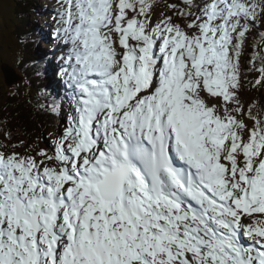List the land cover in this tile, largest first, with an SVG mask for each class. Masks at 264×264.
Instances as JSON below:
<instances>
[{
	"label": "snow or ice",
	"instance_id": "6c2138e0",
	"mask_svg": "<svg viewBox=\"0 0 264 264\" xmlns=\"http://www.w3.org/2000/svg\"><path fill=\"white\" fill-rule=\"evenodd\" d=\"M60 2L74 114L51 153L0 151V264H264V221L243 223L264 214V112L239 97L264 4L182 0L153 27L156 0Z\"/></svg>",
	"mask_w": 264,
	"mask_h": 264
},
{
	"label": "rangeland",
	"instance_id": "374dc122",
	"mask_svg": "<svg viewBox=\"0 0 264 264\" xmlns=\"http://www.w3.org/2000/svg\"><path fill=\"white\" fill-rule=\"evenodd\" d=\"M200 1H202V3ZM200 1L197 0V3L194 4V8L192 7L191 9L193 17L198 15L201 8L207 3V0ZM257 2L264 4V0H257ZM15 4L16 2H14V0H0V151H6L8 153L15 151L22 154L34 155L36 151L44 149L51 153L54 151L55 142L68 125L70 116L74 114V108L71 102L72 90L68 86L67 75L63 72V69L65 68H68V70L70 69L69 65L66 63V58L69 54L71 45L62 42L63 37L57 32L58 29L63 27V24L60 22V12L62 10L61 2L60 0H33L32 6L35 9L34 12L40 16H37L36 20L38 27L34 25L32 15L29 16L33 27L43 30V34L41 35L37 46L34 48L35 53L38 54L41 49L46 53H53L54 55L52 56L55 57L49 59L48 67L51 68L56 63L57 70H61L60 72L58 71L59 73L56 71L52 73V77L55 80L59 91L56 95L52 94V91L55 89L54 85H52L50 89L47 86V89L44 92H40L37 89L38 84L36 82L31 85H25L21 79H18V81L10 87L6 86L4 83L1 67L13 64V61L18 60V50H20V47L22 46L21 44H24L23 42L26 38L17 39V35L21 36L23 34L21 24L26 25L28 28H32L22 21L18 24L19 17L16 16V13L19 12L21 15L25 10H23L20 5L15 6ZM168 4L179 5L176 0H156L153 15L151 17L153 27L165 16L173 15L172 11L167 7ZM180 7L183 8L182 6ZM197 9L199 10L196 11ZM193 17H189V19H192ZM173 20L181 23L182 27L186 26L188 22L187 20H183L176 16H173ZM255 25L257 30L264 32V14H261L255 21L250 23L249 31L246 33L245 42L249 37H256V35L252 33ZM262 42L264 41H262L261 35L260 40L257 41L258 45H256L255 48L259 53L254 51L251 52V58L249 59L250 63L253 61V58L256 57L255 63L259 62L258 65H260L259 56L264 55V52H262L259 47ZM34 45H36V42ZM246 54L247 51L243 50L240 58V65L245 63L244 56ZM24 55L25 57H29L26 53ZM157 55H159L158 50ZM37 72H39V70H37ZM255 72L257 73L256 77ZM245 76L248 78L251 77V74L246 73ZM259 77L260 73L254 71V79L252 78V80L256 81ZM10 78L12 77H9V79ZM259 93L261 96L260 101H262V107L264 109V86H262ZM255 95L249 93V91L243 89L240 90L239 97L242 104L245 106V109H247V105L254 99ZM1 96H4V99L1 98ZM5 96L13 98L17 97L18 100H23V102L33 109L36 115L42 117L43 120L35 121L26 119L24 116L25 112L19 103V105L15 103L16 112L12 114V117L10 115L7 116L3 107L4 102L8 100ZM55 104H57V109L59 110V113H57L55 117L59 120L57 121L56 126H53L48 118L50 117L51 110ZM42 106L45 107L36 109V107ZM261 112H264V110H261ZM8 119L11 120L12 129L15 130L19 137L12 138V133L10 131H6L5 134L2 133L3 130H9L6 124ZM242 119H244L245 123L250 127V120L247 116H243ZM22 127H24V134H21L20 131H18ZM25 127H28L30 131L28 132V129ZM3 145H8V147L5 149ZM12 145H17V147L13 148ZM244 220H246L248 225H253L258 221H264V214H254L252 217H245L243 221ZM241 240L246 245L254 246L252 242L243 235L241 236Z\"/></svg>",
	"mask_w": 264,
	"mask_h": 264
},
{
	"label": "trees",
	"instance_id": "16d2710c",
	"mask_svg": "<svg viewBox=\"0 0 264 264\" xmlns=\"http://www.w3.org/2000/svg\"><path fill=\"white\" fill-rule=\"evenodd\" d=\"M24 1L27 2L28 6L31 5L32 3V0H14V2H16L15 5H20V7L22 5H24ZM22 8V7H21ZM16 16L19 17V22L18 24L20 23V21H22L23 23H26L28 24L30 27H31V24H30V21L29 20V14H28V8L25 7V11L20 15L19 12L16 13ZM34 25L38 27L37 23H36V20L34 21ZM21 29L23 31V34L21 36L17 35V39H21V38H24L26 35H25V32L27 30H31L32 29V33H33V36H30V39L31 37L36 39L40 33H41V29H37L35 27H33V24H32V28H28L26 25H23L21 24ZM25 44V42H23ZM24 44H21L22 46L20 47V50H18V54H19V58L17 61H13V64H9V66L15 70V72L22 77V81L25 83V85H31L33 83H37L38 86H37V89L40 91V92H44L46 90V82L48 81L47 78H46V74H43V63H39V61L37 62L36 60V57L34 59L30 58L31 55H29V53H27V47L24 45ZM9 45V44H8ZM251 52H253V49H249L247 51V54L244 56L245 57V63L243 64V73H250L251 74V77H246L245 78V83L246 85L244 86V89L245 91H249V93L255 95L254 99L255 101H258V99L260 98V85H255V81L252 80L253 78V75H254V69H253V65L251 63H249V59L251 58ZM27 54L29 57H25L24 54ZM256 66L258 67V63H255ZM50 69V67H48ZM37 70H39V72H37ZM253 71V72H252ZM256 73V72H255ZM257 74V73H256ZM255 74V77L257 76ZM254 77V78H255ZM253 78V79H254ZM243 80V78H242ZM32 88V86H31ZM6 98H8L7 101L4 102V110L5 112L7 113V116H11L12 117V114L14 113L15 111V107H16V104H18V99L17 97L16 98H13V97H10V96H5ZM1 98L4 99V96H1ZM14 101V102H13ZM16 103V104H15ZM24 105H27L25 102H23ZM257 103L255 102L254 105H256ZM19 105V104H18ZM28 106V105H27ZM29 107V106H28ZM45 106H42V107H36L37 109L39 108H44ZM24 111V110H23ZM30 111V109H29ZM16 112V111H15ZM51 115V119L48 118L49 122L53 125V126H56L57 124V120H59L57 117H55L56 115L55 114H50ZM24 116L26 117V119L29 120V117L26 115V113L24 114ZM33 118V117H32ZM36 118V121H41L43 120L42 117L36 115L35 116ZM35 120V119H34ZM7 128L9 130H3L2 133L5 134L6 131H10L12 134H11V137L12 138H16V137H19V135L15 132V130L12 129V125H11V120L8 119L7 120ZM23 128H20L18 131H20L21 134H24L23 132ZM28 129V132L30 131L28 127H25ZM16 129V128H15ZM16 135V136H14Z\"/></svg>",
	"mask_w": 264,
	"mask_h": 264
},
{
	"label": "bare ground",
	"instance_id": "6f19581e",
	"mask_svg": "<svg viewBox=\"0 0 264 264\" xmlns=\"http://www.w3.org/2000/svg\"><path fill=\"white\" fill-rule=\"evenodd\" d=\"M194 1V3H193V5L195 4V3H197V0H193ZM36 16H35V15ZM31 15V14H30ZM37 16H38V14H36V12H33V14H32V19H33V21H35V20H37ZM33 31H32V29L31 30H27L26 32H25V40H24V42H25V46L27 47V53H29V55H31L30 56V58H32V59H34L35 58V56H36V53H35V51H34V48L37 46V44H38V37H40L42 34H43V30L41 31V33H40V35L36 38V39H34V38H32L31 37V39H30V36H33V33H32ZM28 35H30V36H28ZM40 40V39H39ZM36 42V45H34V43ZM62 42H63V39H62ZM62 53V52H61ZM245 54V53H244ZM244 58V57H243ZM57 60V59H56ZM59 64V63H58ZM70 70V69H69ZM55 87H56V90L58 91V89H57V84H55ZM18 101V103L21 105V107L23 108V110H24V112L26 113V115L29 117V120H34L35 119V121H36V118H35V116H36V114H35V112L30 108V107H28L27 105H24L23 104V100H21V99H19V100H17ZM29 109H30V111H29ZM33 117V118H32ZM243 223H244V225L245 226H248V224H247V222H246V220H244L243 221Z\"/></svg>",
	"mask_w": 264,
	"mask_h": 264
},
{
	"label": "water",
	"instance_id": "95a60500",
	"mask_svg": "<svg viewBox=\"0 0 264 264\" xmlns=\"http://www.w3.org/2000/svg\"><path fill=\"white\" fill-rule=\"evenodd\" d=\"M1 69H2L4 78H5V83L7 86H12L14 83L18 81V77L15 76V73L9 67H2ZM9 77H12V78L9 79Z\"/></svg>",
	"mask_w": 264,
	"mask_h": 264
}]
</instances>
